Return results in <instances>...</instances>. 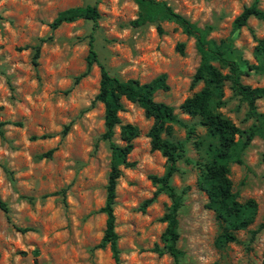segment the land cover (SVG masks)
Masks as SVG:
<instances>
[{
	"label": "rangeland",
	"instance_id": "1",
	"mask_svg": "<svg viewBox=\"0 0 264 264\" xmlns=\"http://www.w3.org/2000/svg\"><path fill=\"white\" fill-rule=\"evenodd\" d=\"M177 13L198 26L210 25L208 38L228 40L240 65L254 63L255 38L264 37V21L249 17L246 25L233 29L232 19L252 0H165ZM93 0H0V198L8 213L0 210V264H114L108 246L97 247L104 228V186L109 150L103 132V107L92 102L98 90L99 69H85L87 35L91 23L78 18L51 30L48 23L64 9L91 4ZM264 10V0H258ZM99 18L93 32L97 58L110 74L122 80L148 82L165 74L168 89L156 90L152 98L173 107L180 123H169L163 137L181 142L183 156L171 184L181 194L177 213L182 251L180 264H263L264 228L252 240L249 231L264 219V163L262 141L255 136L242 152L243 163H231L228 177L239 201L251 198L256 213L251 224L234 232L236 240L215 244L219 226L206 207L205 193L197 187L199 169L210 152L206 129L197 117L183 113L179 103L201 84L191 86L198 64L193 38L174 23L160 21L132 27L137 12L132 0H99ZM39 42L41 38H47ZM184 44L182 54L175 50ZM38 45L35 64L34 47ZM243 83L264 85V75L241 76ZM219 108L243 129V105L232 97L227 84ZM118 112L120 123L137 127L133 148L127 155L134 162L120 167L113 204L114 231L120 264H172L168 254L151 250L161 246L165 223L159 217L169 199L164 193L151 197L155 185L149 176L161 175L165 159L149 149L146 135L151 118L124 98ZM264 112V97L256 100ZM69 124L65 133L64 125ZM112 140L123 144L118 125ZM52 149L49 157L40 155ZM17 227L29 230L20 232ZM37 253L34 254L33 251Z\"/></svg>",
	"mask_w": 264,
	"mask_h": 264
},
{
	"label": "trees",
	"instance_id": "2",
	"mask_svg": "<svg viewBox=\"0 0 264 264\" xmlns=\"http://www.w3.org/2000/svg\"><path fill=\"white\" fill-rule=\"evenodd\" d=\"M76 6L59 11L48 23L51 30L62 23L72 22L78 18L90 21L91 26L87 35V55L85 69L74 78L76 82L91 67L96 64L99 69L98 90L92 102H99L103 107V132L101 138L106 141L109 150L108 171L104 186V202L99 211L104 214V228L97 247L108 246L114 264H120L119 250L116 245L117 234L114 231L113 204L115 186L120 175V167H131L134 162L127 159V155L133 148L132 139L137 136V127L130 123H120L118 112L122 110L121 99L136 103L147 118H151V124L146 133L149 141V149L157 150L165 159V167L161 175H151L149 179L154 184L155 190L151 197L143 202V206L154 199L159 193H164L169 199L166 211L158 218L165 223L161 234V246L154 244L151 248L157 255L168 254L172 264H180L182 251L176 246L179 237L177 213L181 205V194L171 184L172 175L178 171L177 161L183 156V145L175 142L163 134H170L169 123H180L173 107L163 102L154 101L152 98L156 90H167L165 74L160 73L148 82L139 83L136 79L122 80L109 73L104 64L97 58L94 49L93 32L97 27L99 13L97 3ZM137 8L135 17L130 20L132 27H139L146 23H155V29L161 33L160 21L174 23L181 32L193 38L196 53L199 56L198 64L191 77V86L200 83L201 86L189 96H186L178 105V108L188 116L197 117L201 125L206 129L207 154L203 161L197 163L199 175L197 187L202 190L207 198L206 207L213 211L219 226L215 244L222 246L236 240L234 232L245 229L252 223L256 213V203L248 198L244 201L237 199V194L232 190L228 177L231 163L242 164L241 154L255 137L262 141L260 160L264 163V112L257 110L256 100L264 97V85L251 86L243 83L241 76L250 74L264 75V37L255 38L253 47L254 63L243 61L240 65L232 56L234 48L228 40H219L217 43L208 38L210 25L198 26L189 21L183 15L175 12L165 0H132ZM258 0H252L244 5L240 12L232 19L231 26L238 29L246 25L249 17L264 21V10L258 7ZM47 38L39 39L43 42ZM184 44L179 42L175 50L182 54ZM39 46L34 47L32 61L38 56ZM227 84L232 97L238 100V105H243V119L249 120L247 127L241 129L231 119L226 117L219 108L226 101L222 99L223 87ZM0 122V137L3 134ZM118 125L119 137L123 144H117L112 140L114 127ZM69 124L63 126L61 133H65ZM52 149L47 150L41 157H49ZM0 210L7 214L8 205L0 198ZM264 228V219L255 229L249 231V240ZM20 232L29 230L27 227H17ZM37 253L36 250L33 251ZM264 264V261H263Z\"/></svg>",
	"mask_w": 264,
	"mask_h": 264
}]
</instances>
